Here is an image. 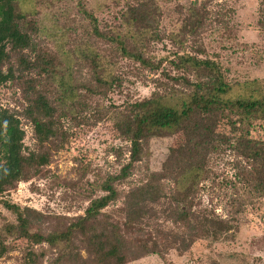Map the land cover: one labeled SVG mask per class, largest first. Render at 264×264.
Instances as JSON below:
<instances>
[{
  "label": "trees",
  "instance_id": "trees-1",
  "mask_svg": "<svg viewBox=\"0 0 264 264\" xmlns=\"http://www.w3.org/2000/svg\"><path fill=\"white\" fill-rule=\"evenodd\" d=\"M32 1L0 0V84H18L25 100L22 116L44 143L63 134L57 130L58 117L63 113L74 114L76 123H81L77 115L82 95L73 77L77 64H88L95 85L89 84L87 89L95 93L113 89L122 79L115 71L117 62L94 43L70 50L62 40L58 54L37 46L34 40L40 27ZM124 1L127 6L109 32L102 30L98 17L83 0L78 6L90 20L94 36L111 43L119 55L158 70L163 60L154 62L147 53L149 44L162 38L161 5L157 0ZM184 14L180 31L172 35L177 41L185 35L197 37L207 19L196 5L189 6ZM260 14L259 23L264 27V0ZM170 63L185 73L172 76L180 88L174 86L173 90L104 110L114 136L130 142L129 161L119 173L97 184L104 194L91 198L84 214L50 232L31 229V209L4 201L16 219L2 227L0 257L15 248L6 243L9 237L22 244L26 264H128L139 254L187 250L201 236L219 239L234 229V223L215 211L197 207L204 183L215 178L214 161L227 153L235 156V176L225 182L237 194L231 211L239 213L251 198L264 197V88L256 79L230 82L219 62L186 50L176 53ZM54 89L58 92L55 99L50 95ZM224 121L229 131L221 130ZM181 132L184 141L170 148L162 169L128 192L123 220L114 221L105 215L104 210L119 198L116 183L132 174L147 142L155 136ZM25 137L19 115L0 107V195L20 181H28L47 164L46 156L27 149ZM166 180L171 186L168 192ZM241 188L245 194L240 193ZM159 216L176 228L161 229L157 237L146 239L136 235L145 222ZM49 249L53 256L46 260Z\"/></svg>",
  "mask_w": 264,
  "mask_h": 264
},
{
  "label": "rangeland",
  "instance_id": "rangeland-1",
  "mask_svg": "<svg viewBox=\"0 0 264 264\" xmlns=\"http://www.w3.org/2000/svg\"><path fill=\"white\" fill-rule=\"evenodd\" d=\"M157 1L162 8V38L149 44L147 56L154 62L163 60L158 70L145 68L139 62L119 55L111 43L94 36L90 20L79 9V0L32 1L40 27L34 40L37 46L58 54V44L62 40L68 43L70 50L94 43L117 62L115 71L122 81L105 93H95L87 89L89 84L95 85L88 64H77L73 77L82 95L80 114L77 115L82 119L81 123H76L74 114L63 113L57 121V130L63 134L44 143L36 138L34 126L22 116L25 100L18 84L15 81L0 84V107L13 110L21 118L27 149L36 150L47 158L41 172L0 195V233H3L4 224L16 219L4 201L31 209V229L50 232L84 214L91 198L104 194L97 184L109 175L119 173L130 159V142L114 136L112 123L105 117L104 110L152 97L155 92L173 90L174 86L180 88L172 76L185 73L174 69L170 63L176 53L186 50L202 58L209 57L220 63L228 81L256 79L264 88V27L259 23L262 0ZM83 2L98 17L100 27L106 32L118 22L120 11L127 6L124 0ZM192 5L206 13L205 25L197 37L185 35L177 41L172 35L180 31L184 13ZM50 95L55 99L57 90ZM221 130L229 131L226 121ZM183 141L182 132L152 137L132 174L116 183L119 198L104 210L105 215L114 221H122L128 192L146 182L152 172L160 171L170 148ZM234 158L227 153L214 161L215 178L204 183L201 205L197 207L230 218L234 229L219 239L198 237L187 250L171 248L164 254H139L138 259L128 264H264V197L251 198L239 213L231 211V202L237 194L231 184L225 182L235 176ZM164 182L168 192L170 181ZM240 193L245 194V189L241 188ZM169 228H176V225L159 216L145 222L140 234H133L146 239L157 237L161 229ZM125 236L133 239L131 233ZM6 243L14 244L15 248L0 257V264H26L22 244L13 242L12 237L7 238ZM48 254L46 260L52 258V249ZM83 254L87 256L85 251Z\"/></svg>",
  "mask_w": 264,
  "mask_h": 264
}]
</instances>
